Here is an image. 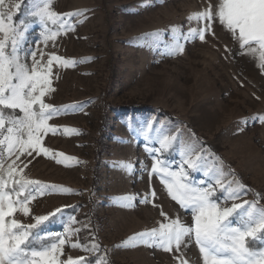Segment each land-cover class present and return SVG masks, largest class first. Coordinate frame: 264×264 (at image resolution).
<instances>
[{"label": "rangeland", "instance_id": "rangeland-1", "mask_svg": "<svg viewBox=\"0 0 264 264\" xmlns=\"http://www.w3.org/2000/svg\"><path fill=\"white\" fill-rule=\"evenodd\" d=\"M44 2L5 0L4 10L14 3L22 5L16 19L27 27L24 48L29 54L24 61L29 66L32 50L37 59L43 50L77 61L74 67L54 66V92L46 102L83 107L50 121L79 133L44 138L45 147L72 159L58 164L44 156L29 158L23 176L50 188L29 204L30 216L17 212L15 218L33 224V216L49 215V221L32 229L30 247L38 250L54 242L56 234L65 235L69 217L75 216L78 223L71 227L81 231L71 242L86 243L92 235L101 242V252L89 256L93 261L105 257L108 264H178L181 254L177 252L143 245L116 247L136 233L168 222L161 210L169 218L191 224V214L171 200L160 177L149 176L152 150L159 147L163 135L191 130L215 156L194 174L197 181L203 172L208 173L205 179L211 177L221 160L224 172H231L225 182L239 180L250 190L235 202L257 200L256 193L264 195V123L252 119L264 115L259 52L239 49L230 33L217 26L215 36L206 34L204 42L198 38L187 42L182 54L167 55L177 42L173 37L183 42L182 33L200 26L187 18L203 11L209 0H51L58 13L82 15L73 18L80 21L75 31L57 37L55 46L49 41L45 47L37 43L43 26L33 16ZM48 27L56 30L59 24L49 22ZM46 60L47 56L42 63ZM148 124L153 127L148 129ZM141 129L151 139L139 134ZM186 139L180 137L161 158L178 166L183 159L181 140ZM151 190L155 197L148 196ZM145 196L149 203L142 202ZM232 202L227 201V206ZM258 206H264V199ZM56 209L62 212L52 217ZM67 256L88 253L66 244L61 259ZM183 258L189 264H203L194 242L183 249Z\"/></svg>", "mask_w": 264, "mask_h": 264}, {"label": "snow or ice", "instance_id": "snow-or-ice-1", "mask_svg": "<svg viewBox=\"0 0 264 264\" xmlns=\"http://www.w3.org/2000/svg\"><path fill=\"white\" fill-rule=\"evenodd\" d=\"M4 6L5 0H0V264H108L105 257H97L94 261L89 259L102 249L96 235H92L86 243L79 240L71 242V238L81 231L80 228L71 227L78 223L75 216L69 217L65 235L56 234L54 242L40 250L30 247L32 229L49 221V215L33 216V224H24L15 218L17 212L25 217L30 216L29 204L36 199V195H43L50 188L23 176L24 168L31 162L29 158L44 156L58 164L72 159L45 147L44 138L49 134L70 136L79 133L74 128L60 127L50 121L82 108L83 104L57 107L46 102L45 98L54 92V66L74 67L77 61L43 50H40V58L37 59V52L32 50L31 66L25 63L24 56L29 54L24 48L27 27L23 20L16 19L22 5L14 3L7 10H4ZM81 15L80 12L58 13L53 10L51 0H45L43 6L33 13L43 26L42 40L37 43L47 47L51 41L55 46L57 37L76 30V24L80 21H73V18ZM187 21L199 22L200 26L189 27L186 33H182L183 42L173 37L177 42L167 55L182 54L187 42L197 38L204 42L206 34L215 36V28L220 26L230 33L239 49L246 53L259 52V68L264 69V0H209L203 11L190 15ZM49 22L59 24V27L53 30L48 27ZM152 35L159 36L160 33ZM45 56L47 60L42 63ZM252 119L264 123V115ZM147 127L151 129L153 125L148 124ZM132 131L137 132L135 128ZM139 134L146 140L151 139L142 129ZM185 135L187 139L181 140L180 156L183 159L178 166L174 161L161 158L174 142ZM152 151L154 159L149 176L160 177L171 200L191 214V224L179 217L169 218L161 210V215L168 222L161 223L158 228L136 233L116 247L143 245L169 253L177 252L181 254L177 257L178 264H189L183 258V249L194 242L203 264H264V206H258L259 199H264V195L256 193L257 200L235 202L250 190L239 180L229 179L225 182L224 177L231 172H224L221 160H217L219 167L211 177L205 179L208 173L203 172L197 181L194 174L202 171L207 158L215 156L191 130L186 134L163 135L159 139V147ZM31 188H35V194ZM148 196L155 197L156 192L151 190ZM148 196H145L143 203L150 202ZM125 199L130 202L132 198ZM229 200L233 202L227 206ZM125 206L130 207L131 204ZM61 212L62 209H56L51 216L55 217ZM66 244L88 253V256L61 259L65 256ZM103 251L106 253L107 248Z\"/></svg>", "mask_w": 264, "mask_h": 264}]
</instances>
